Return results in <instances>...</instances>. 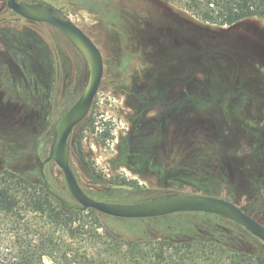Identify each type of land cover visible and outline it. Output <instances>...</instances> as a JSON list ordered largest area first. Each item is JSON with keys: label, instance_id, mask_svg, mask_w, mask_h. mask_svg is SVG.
<instances>
[{"label": "rangeland", "instance_id": "rangeland-1", "mask_svg": "<svg viewBox=\"0 0 264 264\" xmlns=\"http://www.w3.org/2000/svg\"><path fill=\"white\" fill-rule=\"evenodd\" d=\"M34 1L75 22L103 54L92 109L70 138L73 169L88 195L133 203L210 194L249 207L264 224V21H247L227 42L190 28L195 16L186 0ZM60 74L71 80L70 100L57 93ZM88 78V61L67 35L0 0V171L43 182L54 125ZM45 172L74 200L54 161ZM101 218L123 239L171 240L170 253L184 264H243L242 251L264 254L262 240L218 214Z\"/></svg>", "mask_w": 264, "mask_h": 264}, {"label": "trees", "instance_id": "trees-1", "mask_svg": "<svg viewBox=\"0 0 264 264\" xmlns=\"http://www.w3.org/2000/svg\"><path fill=\"white\" fill-rule=\"evenodd\" d=\"M186 5L195 16L188 19L192 30L227 42L247 21H264V0H186ZM77 143L83 156L82 136ZM241 208L255 217L249 207ZM102 215L94 208L68 207L48 191L44 181L2 170L0 264H46L47 257L57 264H184L185 259L170 253L171 240L123 239L104 226ZM240 254L243 264H264V254Z\"/></svg>", "mask_w": 264, "mask_h": 264}, {"label": "water", "instance_id": "water-1", "mask_svg": "<svg viewBox=\"0 0 264 264\" xmlns=\"http://www.w3.org/2000/svg\"><path fill=\"white\" fill-rule=\"evenodd\" d=\"M6 4L11 11L28 21L48 23L62 31L86 57L89 65L87 85L78 99L57 119L50 152L40 165L42 179L51 194L70 208H94L103 214L119 218H151L188 211L218 214L243 226L264 242L263 223L233 201L215 195L176 193L133 203L103 201L88 195L72 167L70 138L75 128L89 115L99 91L105 72L102 51L80 26L58 16L44 4L24 0H6ZM50 161L61 168L74 200L62 196L48 179L45 168Z\"/></svg>", "mask_w": 264, "mask_h": 264}, {"label": "flooded vegetation", "instance_id": "flooded-vegetation-1", "mask_svg": "<svg viewBox=\"0 0 264 264\" xmlns=\"http://www.w3.org/2000/svg\"><path fill=\"white\" fill-rule=\"evenodd\" d=\"M71 40V39H70ZM62 77V74H60V77L56 80V84H57V93L61 92L60 94H63L65 99L66 100H70L71 99V93H72V83H71V80L68 78V76H64L63 78ZM59 98V97H58ZM67 104V103H66ZM68 109V108H67ZM66 109V110H67ZM64 110V112L66 111ZM62 112V114L64 113ZM61 114V115H62ZM90 114V113H89ZM60 115V116H61ZM59 116V117H60ZM88 117V116H87ZM83 122V121H82ZM81 122V123H82ZM54 129H55V125H54ZM55 131V130H54ZM51 134V130H48L46 132V136H50ZM47 175V174H46Z\"/></svg>", "mask_w": 264, "mask_h": 264}]
</instances>
